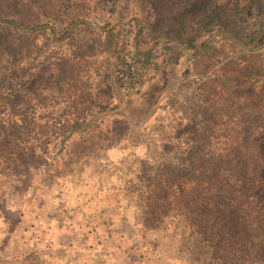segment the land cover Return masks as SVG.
<instances>
[{
	"label": "rangeland",
	"instance_id": "obj_1",
	"mask_svg": "<svg viewBox=\"0 0 264 264\" xmlns=\"http://www.w3.org/2000/svg\"><path fill=\"white\" fill-rule=\"evenodd\" d=\"M16 1L0 0V16L12 10L29 21L31 13ZM66 1L70 7L52 21L54 35L7 31L1 38L0 28V54L10 50L16 60L0 67V124L17 125L10 139L21 148L15 146L9 167L0 158V264H216L213 249L185 215L167 207L151 216L150 194L143 192L161 170H189L204 140L224 130L229 114L207 100L196 71L214 72L241 59L242 51L225 43L193 57L186 46L207 45L214 36L197 22L189 24L187 52L174 55L175 62L165 52L172 43L154 45L156 38H171L190 0ZM218 1L207 0V7ZM50 2L44 0L46 11L32 19L48 23ZM139 9L149 16L142 26L158 66L146 70L141 93L129 98L131 118L102 113L60 147L70 115L93 112L89 123L100 114L91 110L95 101L101 109L118 102L106 92L107 52L114 46L130 60L138 51L130 17L139 18ZM71 15L89 25L65 36ZM155 87H164L167 99L146 117L145 98Z\"/></svg>",
	"mask_w": 264,
	"mask_h": 264
},
{
	"label": "trees",
	"instance_id": "obj_2",
	"mask_svg": "<svg viewBox=\"0 0 264 264\" xmlns=\"http://www.w3.org/2000/svg\"><path fill=\"white\" fill-rule=\"evenodd\" d=\"M43 1L17 0V7L22 6L31 13V19L23 21L16 17V12L8 10L0 16L1 38L7 31L12 32L10 35L23 36L44 30L54 35L56 27L52 21L69 8L70 3L51 0L49 4L52 5L47 10L49 22L40 23L41 20L36 17L33 20L32 15L46 11ZM139 14V18L130 17L137 27L138 51L132 52L133 57L128 60L123 54L116 55L112 45L107 52L110 72L106 79V92L118 102L112 108L101 109L95 101L91 110H98L100 114L89 123L87 118L93 112H86L82 117L70 115V120L62 126L64 134L58 143L60 147L73 134L88 129L102 113L119 111L131 118L127 105L129 98L134 91L141 93L144 85L141 77L146 70L158 66L152 47H146L145 26H142L143 19L149 16L140 9ZM83 17L68 16L65 36L80 25H89ZM192 22L205 23L208 34L214 35L207 45L205 40L200 46H186L194 51L193 57L202 51V55L214 52L225 43L242 51L241 59L221 64L214 72L196 71L207 100L212 102V106L217 105V111L222 115L227 112L229 122L221 124L225 126L222 132L204 140L203 148L189 170L183 172L169 167L161 170L152 188L143 193L150 194L147 206L151 216L159 213L160 208L167 207L185 215L213 249L216 264H264V0H219L211 9L207 7V0H190L189 9L178 18L171 38H156L154 45L159 39L163 45L172 43L165 52L170 53V59L175 62L174 55L187 52L184 44ZM246 24L247 31L242 29ZM115 39L116 34L111 33L109 40L112 44ZM130 41L134 43L133 37ZM15 62L10 50L0 54V67H4V63L14 66ZM124 81L127 85L122 84ZM148 95L143 110L144 116L151 117L167 99V93L164 87H155ZM6 123L0 124L3 167H9L13 162L15 146L21 150L10 139V133L13 135L17 125L12 121ZM142 123L137 120L139 126ZM71 124H82V127L75 128Z\"/></svg>",
	"mask_w": 264,
	"mask_h": 264
}]
</instances>
